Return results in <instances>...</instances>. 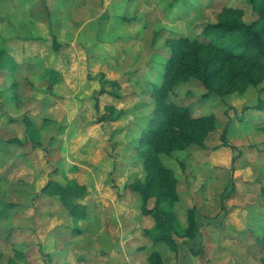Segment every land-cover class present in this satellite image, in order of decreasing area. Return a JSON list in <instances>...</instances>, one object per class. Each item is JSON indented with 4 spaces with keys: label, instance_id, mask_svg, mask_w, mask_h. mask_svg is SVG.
I'll list each match as a JSON object with an SVG mask.
<instances>
[{
    "label": "rangeland",
    "instance_id": "374dc122",
    "mask_svg": "<svg viewBox=\"0 0 264 264\" xmlns=\"http://www.w3.org/2000/svg\"><path fill=\"white\" fill-rule=\"evenodd\" d=\"M225 5L257 17L247 0H0V264H151L155 251L166 264H264V80L222 96L192 78L171 95L217 121L203 146L160 155L178 225L198 211L195 241L154 243L128 187L146 179L138 138L167 41ZM68 179L84 192L68 195Z\"/></svg>",
    "mask_w": 264,
    "mask_h": 264
},
{
    "label": "trees",
    "instance_id": "16d2710c",
    "mask_svg": "<svg viewBox=\"0 0 264 264\" xmlns=\"http://www.w3.org/2000/svg\"><path fill=\"white\" fill-rule=\"evenodd\" d=\"M247 2L257 15L251 21L245 19L243 8L225 5L217 20L207 22L198 35L169 38L171 55L166 62L163 81L159 85L152 84L150 89L154 107L152 114L145 118L148 122L141 127L138 138L146 179L128 187L141 197L142 213L153 218L154 224L146 230L147 235L154 243H164L176 253L181 250L177 238L185 236L186 243L191 244L200 236L202 222L196 207H192L187 212V228L178 225L172 208L178 198L177 179L163 164L160 155L190 143L203 146L208 134L216 129L217 121L214 115L196 116L190 105L177 104L171 100V95L180 83L192 78L200 80L210 91L208 93L222 96L250 85L258 86L264 80V0ZM104 92L105 89L100 90L99 95ZM262 105L263 98H260L254 107L261 108ZM107 109L111 111L113 107L107 106ZM222 139L225 144H230L225 133ZM50 186L60 187L57 184ZM64 189L68 195L76 197L84 186L76 179H68ZM232 190L233 187L230 193ZM151 198H156L153 206L149 205ZM190 248L194 253L198 252L192 246ZM149 261L166 264L158 251L150 254Z\"/></svg>",
    "mask_w": 264,
    "mask_h": 264
},
{
    "label": "crops",
    "instance_id": "0c3cea01",
    "mask_svg": "<svg viewBox=\"0 0 264 264\" xmlns=\"http://www.w3.org/2000/svg\"><path fill=\"white\" fill-rule=\"evenodd\" d=\"M82 257V256H81Z\"/></svg>",
    "mask_w": 264,
    "mask_h": 264
}]
</instances>
